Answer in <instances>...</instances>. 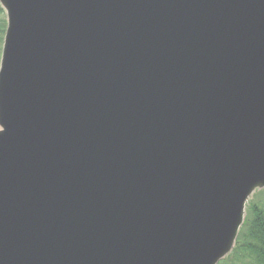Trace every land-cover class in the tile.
<instances>
[{
	"label": "water",
	"instance_id": "95a60500",
	"mask_svg": "<svg viewBox=\"0 0 264 264\" xmlns=\"http://www.w3.org/2000/svg\"><path fill=\"white\" fill-rule=\"evenodd\" d=\"M0 264H219L264 189V0H0Z\"/></svg>",
	"mask_w": 264,
	"mask_h": 264
},
{
	"label": "trees",
	"instance_id": "16d2710c",
	"mask_svg": "<svg viewBox=\"0 0 264 264\" xmlns=\"http://www.w3.org/2000/svg\"><path fill=\"white\" fill-rule=\"evenodd\" d=\"M3 14L0 7V15ZM5 30L6 19H0V34L4 36ZM249 209L250 219L240 233L239 243L228 259L229 264H264V208L255 205Z\"/></svg>",
	"mask_w": 264,
	"mask_h": 264
},
{
	"label": "rangeland",
	"instance_id": "374dc122",
	"mask_svg": "<svg viewBox=\"0 0 264 264\" xmlns=\"http://www.w3.org/2000/svg\"><path fill=\"white\" fill-rule=\"evenodd\" d=\"M4 18H5L4 14L0 15V19L1 20H4ZM3 38H4V36L2 34H0V60H1V51H2ZM255 205L264 208V190H262L260 193H258L256 195V198L252 201L250 206L252 207V206H255ZM249 210L250 209H248V214H247V218H246L247 222H248V220L250 219V216H251V212ZM229 257L225 260L226 262H224V263L222 262V264H227V263L229 264V261H230V260H228ZM230 259L234 260L233 257H231Z\"/></svg>",
	"mask_w": 264,
	"mask_h": 264
}]
</instances>
